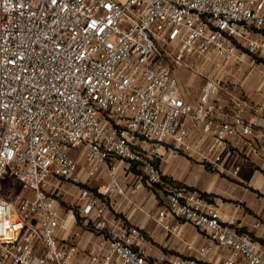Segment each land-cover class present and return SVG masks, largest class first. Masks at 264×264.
<instances>
[{
    "label": "built area",
    "instance_id": "2783aa9c",
    "mask_svg": "<svg viewBox=\"0 0 264 264\" xmlns=\"http://www.w3.org/2000/svg\"><path fill=\"white\" fill-rule=\"evenodd\" d=\"M262 62L264 0H0V264H77L80 231L93 264H162L139 246L141 228L109 214L122 162L165 190L166 228L178 230L172 216L208 239L200 253L215 245L227 250L223 264H264V236L237 232L157 165L165 146L199 151L214 168L235 144L264 150L260 118H246L240 100L234 111L219 102L231 67ZM184 67L203 79L197 100L185 97ZM188 122L212 150L192 142ZM79 146L87 176L107 178L83 186L78 212L63 215L58 182L80 181L70 153Z\"/></svg>",
    "mask_w": 264,
    "mask_h": 264
},
{
    "label": "crops",
    "instance_id": "0c3cea01",
    "mask_svg": "<svg viewBox=\"0 0 264 264\" xmlns=\"http://www.w3.org/2000/svg\"><path fill=\"white\" fill-rule=\"evenodd\" d=\"M227 73V79L219 95L220 104L227 110L234 111L240 100L244 105L242 114L246 118L258 117L264 123V62L254 66L248 63L240 67L234 66ZM202 84L198 92L194 93L187 85L185 87L181 83L183 90L185 88L186 99L197 100ZM187 125L191 130L192 142L203 152L212 150L211 135L206 134L201 125L191 122ZM142 144L147 145L144 141ZM161 152L162 155L157 158V165L170 185L185 186L190 190L201 192L220 208L226 215L227 223L237 232H250L255 239L262 240L264 150H255L250 146L240 148L235 144L224 152L221 168H214L205 163L199 151L191 154L177 153L165 146ZM70 153L77 161L80 181L58 182L57 194L63 215L78 212L83 186L97 189L107 178L105 170L96 176H87L84 147H74ZM133 167L136 166H128L123 162L120 164L118 176L121 187L119 191L108 197L109 214L141 228L144 237L139 240V246L162 264H170L175 258L183 259V264H223L227 254L225 248L214 245L208 253L202 254L198 251L197 247L208 244L209 241L195 226L172 216H168L165 221L171 226L179 224L178 230L173 231L164 226V223L158 219V211L166 202L165 190L148 183L142 177V173L137 172ZM136 169L139 170L137 167ZM80 233L78 237L80 249L76 263L93 264L88 254L92 243L88 242L83 231ZM189 244L194 248H188ZM192 260L195 262L192 263Z\"/></svg>",
    "mask_w": 264,
    "mask_h": 264
},
{
    "label": "rangeland",
    "instance_id": "374dc122",
    "mask_svg": "<svg viewBox=\"0 0 264 264\" xmlns=\"http://www.w3.org/2000/svg\"><path fill=\"white\" fill-rule=\"evenodd\" d=\"M177 75L180 78V82L183 83L184 86L187 85V87L189 88L190 91H193L194 93L198 92V88H199L200 84H202L203 79L199 78V76L196 74L194 69L184 67V69H180L177 72ZM182 77H183V79H182ZM190 84H192V85H190ZM184 90H185V88H184ZM5 187L7 188V186H5ZM0 188H1V182H0ZM13 192H23L22 186L20 185V182H18V181L16 182V184L14 185V188H13Z\"/></svg>",
    "mask_w": 264,
    "mask_h": 264
},
{
    "label": "trees",
    "instance_id": "16d2710c",
    "mask_svg": "<svg viewBox=\"0 0 264 264\" xmlns=\"http://www.w3.org/2000/svg\"><path fill=\"white\" fill-rule=\"evenodd\" d=\"M134 170H136L139 173H142L140 170H137L136 167H133ZM163 177L167 180V178L165 177V175H163Z\"/></svg>",
    "mask_w": 264,
    "mask_h": 264
}]
</instances>
